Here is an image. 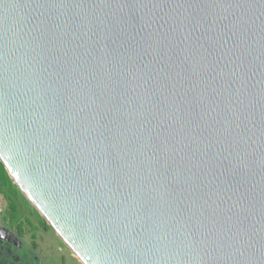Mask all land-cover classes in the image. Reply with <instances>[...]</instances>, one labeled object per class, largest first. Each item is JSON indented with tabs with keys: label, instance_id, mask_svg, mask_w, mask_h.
I'll use <instances>...</instances> for the list:
<instances>
[{
	"label": "water",
	"instance_id": "1",
	"mask_svg": "<svg viewBox=\"0 0 264 264\" xmlns=\"http://www.w3.org/2000/svg\"><path fill=\"white\" fill-rule=\"evenodd\" d=\"M0 162L81 264H264V0H0Z\"/></svg>",
	"mask_w": 264,
	"mask_h": 264
},
{
	"label": "rangeland",
	"instance_id": "2",
	"mask_svg": "<svg viewBox=\"0 0 264 264\" xmlns=\"http://www.w3.org/2000/svg\"><path fill=\"white\" fill-rule=\"evenodd\" d=\"M16 190L14 198L21 227H18L17 220L13 222L8 219L9 210L5 201L0 209V221L3 226L0 227V243L12 237L17 240L21 250L20 264H81L18 188ZM4 261L1 259L0 264H6Z\"/></svg>",
	"mask_w": 264,
	"mask_h": 264
},
{
	"label": "crops",
	"instance_id": "3",
	"mask_svg": "<svg viewBox=\"0 0 264 264\" xmlns=\"http://www.w3.org/2000/svg\"><path fill=\"white\" fill-rule=\"evenodd\" d=\"M13 198H14V196H13ZM15 199H14V202H15ZM5 201H7L6 205H7L8 210H9V203H10L9 198H6L3 195V193L0 192V209H2ZM16 208H17V206H16ZM18 218L19 217H18V213H17V218L16 219H11L10 211H9L8 219L10 221H13V222H15L17 220L18 227L20 228L21 227L20 226L21 222H19ZM0 227L3 228L1 221H0ZM19 233H20V231H19ZM19 233H17V234H19ZM18 244L19 243L17 242V240L15 238H13V237L10 240H7V239L3 240L0 243V260L1 259L5 260L6 262L5 261L4 262L6 264H20V258H21L20 252H21V250L19 249ZM7 261H8V263H7Z\"/></svg>",
	"mask_w": 264,
	"mask_h": 264
},
{
	"label": "trees",
	"instance_id": "4",
	"mask_svg": "<svg viewBox=\"0 0 264 264\" xmlns=\"http://www.w3.org/2000/svg\"><path fill=\"white\" fill-rule=\"evenodd\" d=\"M16 189L15 184L9 178L3 164L0 162V192H2L6 198H9V211L11 219L17 218V208L14 202L15 198H13L16 194Z\"/></svg>",
	"mask_w": 264,
	"mask_h": 264
}]
</instances>
